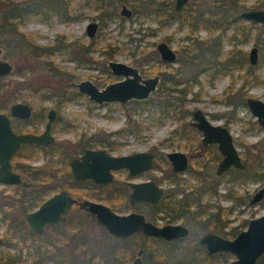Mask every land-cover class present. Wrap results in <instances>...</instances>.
Returning <instances> with one entry per match:
<instances>
[{"label":"rangeland","instance_id":"1","mask_svg":"<svg viewBox=\"0 0 264 264\" xmlns=\"http://www.w3.org/2000/svg\"><path fill=\"white\" fill-rule=\"evenodd\" d=\"M220 1L224 5L216 0H189L184 9L172 13L175 12L173 0L170 6L172 12L166 5L167 0H144L140 7L116 0L115 13L102 19L99 10L93 8L91 4L93 0H71L72 8L76 14H79L76 19L67 20L58 13H52L46 19L27 18L20 27V30L30 34L34 42L56 45L57 50L50 57L49 65L52 66V70L45 64L47 60L45 56H34L26 47L10 55H6L4 50L0 56L7 57L14 66L13 72L6 76L4 82L12 85L17 80H21L22 86L15 93L17 98L13 102H31L33 112L38 113L45 107L55 106L56 95L51 94L56 93L55 91H58L61 85L64 86L65 82L72 90L74 88L71 86L72 82L81 79H91L99 88L120 79V76L113 74L108 68L106 64L108 58L137 66L144 77L162 76L163 72L165 75L173 73L179 82H183L178 87L183 85L189 87L185 107L190 111L200 108L213 123H224L232 132L234 143L242 155L245 163L243 172L248 176L262 174L264 169L259 167V162L262 154L260 150L264 151V129L249 110L245 98L251 96L264 101V67L254 66L249 72L244 66L213 77L214 68L210 66L208 57L199 55L192 57L188 53L190 50L194 54L198 53L203 42L216 35H219L225 53L233 46L230 36L243 24H251V37L242 47L247 52L252 45H256L255 36L264 38V24L251 22L240 16L236 21L227 24L225 30H210L200 25L194 31H190L189 24L182 20L187 13L192 11L198 13L210 6L213 8L216 3L232 17L238 16L245 9L242 3L232 4L231 0ZM247 1L250 3L254 0ZM121 3L132 9L130 17L120 14ZM171 15L173 17L170 18ZM91 21L98 22L93 37H89L86 31V26ZM62 39H65L64 43ZM160 41H165L175 50L177 54L175 62L164 63L161 60L156 50V45ZM82 47H89V51L85 48V54L79 55ZM258 49L260 59L264 51L259 46ZM144 52L150 54L152 59L141 64L140 58L145 56ZM193 74L197 75L198 81L192 82ZM44 82L47 86L40 89L38 85ZM160 86L161 82L157 90L145 101H129L123 104L117 102L97 104L88 95L79 92L75 98L58 106L60 117L53 128L57 141L73 143L84 136L93 135L95 139L100 137L101 140L103 138L114 140L115 146L111 147L106 143H95V147H102L112 154L155 148L158 152L156 163L163 164L161 157H165V151L174 149L184 151L188 149V142L178 134H171L174 127L181 130L183 121L176 117L179 109L175 99H171L173 109L163 108L162 104H159L163 100L159 93ZM44 94L48 96L43 97ZM225 96H229V102L224 101ZM189 120H191L190 114L186 117V121ZM66 122L70 124L66 125ZM118 130L120 133H117ZM186 131L194 135L192 129L186 128ZM195 160L197 158H192L190 161L192 163ZM17 161L38 164L42 161V157L38 153L35 159L24 160L21 157L18 160L14 159L15 168L24 173L17 167ZM160 171V168H157L153 170V174L159 176ZM191 183L202 190L200 196L202 203L212 204L209 212L216 213L221 208L223 213L220 214V220L229 221L225 227L214 229L218 233L224 234L231 226L236 227L234 230L236 233L245 227L250 218L264 214V198L256 204L249 203L252 194L259 187L264 186V175L262 179L246 178L241 181H232L227 175L222 180H218L217 192L229 190L232 191L233 197L203 192L206 183L202 179L192 180ZM16 192L19 191L14 185L0 182L2 208L7 213L18 215L16 218L22 219L23 212L19 209V195ZM101 200L107 203L106 200ZM118 206L121 208L120 212L127 211L120 204ZM35 207L34 203L31 210ZM79 213L73 211L69 218L70 221L80 220V228L75 232L81 240L77 239L78 241L74 242L73 250L68 247L62 249L64 257L71 258L75 254L80 259L84 258L85 263L103 264V260L107 257V247L115 243L117 238L108 231H103L91 217ZM189 223L195 234L205 230L198 223ZM7 226V222L0 219V236L3 238ZM69 232L67 231L68 234ZM52 233L53 231L47 230L40 239L50 238ZM23 236L26 237L25 240ZM31 240L33 239H30L20 228L17 229L16 234L6 235L4 242L0 243V250L20 254L22 258L29 260L33 248H27L25 245ZM224 253L226 254H218L209 264H226L234 258L230 253ZM134 255L135 252L127 264H130ZM191 255L190 252L177 251L175 256L169 259L168 264H190L193 261ZM49 264H53L52 260Z\"/></svg>","mask_w":264,"mask_h":264},{"label":"flooded vegetation","instance_id":"2","mask_svg":"<svg viewBox=\"0 0 264 264\" xmlns=\"http://www.w3.org/2000/svg\"><path fill=\"white\" fill-rule=\"evenodd\" d=\"M6 1L8 2L9 0H6ZM12 1L13 2H15V1L21 2V0H12ZM188 3H189V0L182 6V8L180 10H175L174 9V0H173V9L175 12L181 11L182 9L185 8V6ZM166 5H168V1H167ZM257 8H264V6L245 8L241 12H243L245 10L257 9ZM198 12H200V11H198ZM241 12L236 18H238L239 16L241 18H243L241 16ZM52 13H55V12H52V11L49 12V14L46 17H42V18L39 16H36V17L41 18V19H46L47 17L51 16ZM169 17L171 18V17H173V15H171ZM27 18H33V17L27 16L26 18L21 20L20 23H19V21H17L18 22L17 28L13 27V29H10L9 23H8V21H6L5 30L3 31V36H2L3 37L2 45L0 46V55L2 54V52L4 50L6 51V55H10V54H13L17 51H20L23 47H26L34 56H37V57L38 56H45L47 58V60L45 61V64L48 65L49 66L48 68H50L52 70V66L49 65L50 60H51L50 57L56 52V49L54 48V50H52L49 53H40L39 52L40 48L35 47L34 44H38V45H43V44L34 42L32 40V38L30 37V34H28V33H27V37L30 38L29 41L27 38H24V37L21 38V32H23V31L20 30V27L24 23L25 19H27ZM248 21L256 22L253 20H248ZM230 22H232V21H229V23ZM257 23H260V22H257ZM260 24H264V23H260ZM44 45H51V44H44ZM252 46H256V45H252ZM256 47L258 48V46H256ZM86 48L89 51V47H86ZM156 50H157V45H156ZM172 50L175 53V57L173 60L163 59L157 50L161 60L164 63H171V62H175L177 60V54L173 48H172ZM144 55H145L144 57L140 58L141 64L147 63L152 59L150 54L144 52ZM3 56H0V59H4V60H6L12 64V62L9 59H7V57H5V56L3 57ZM194 56L196 57V54H194L193 57ZM258 58H259V49H258ZM109 60H112V59H110V58L107 59V61H106L107 66H108ZM247 60L249 62V50L247 52ZM126 64H128V63H126ZM128 65H131L133 67L138 68L137 66H134L132 64H128ZM251 65L252 66H258V63L256 65H253V64H251ZM12 66H13V64H12ZM210 66H212V65L210 64ZM108 68L110 69V71L113 74L120 76L119 77L120 79H118L116 81H120V80L125 79L126 76L124 74L114 73L113 70L111 69V67L108 66ZM13 70H14V66H13ZM13 70H12V72H13ZM138 71L142 75L139 68H138ZM229 72L230 71L225 72V73H229ZM20 73H22V72H20ZM54 73H56V72H54ZM216 74H224V73H223V71H221L220 73H213L212 76L214 77ZM8 75L9 74L0 76V113H3V114L8 116L13 132H15L17 134H19V133H32V134H36V135H40V134L44 133V131L47 128V124L50 121V116H49L50 111L52 109L54 110L53 118L50 121V126H49V130H48V133L53 137V140L46 142V143H41V144L23 142L13 152V154L10 157V162L12 164V170L20 173L22 181H21V183H16V184H9V183H4V184L14 185L15 189H17V191H19V192H16L18 195H22L24 197H26L25 194L28 195V200H26V201H28L30 206H29L28 210L23 212V217H22L26 228L28 230H30L28 225H27V222L24 218V214L28 211H32V210L38 208L39 205L45 199L54 195L55 193H57L61 190H64V191L68 192V194L76 200L72 203L71 207L69 208L67 213L64 215L63 221L57 222L54 224H46L44 227V230L41 233H36V232L32 231L34 234L38 235V238H40V236L47 230L48 231L50 230L53 232H55V231H66L67 232V231L78 230L80 228V220L74 219V220L70 221V218H69L70 215L73 213V211L80 212L79 214L82 216L91 217L92 220H95L99 226H102L100 223H98V221H97V219L93 213L85 210L79 204V202L81 200L88 199L91 201L104 203V204L110 206L112 210H114L115 212H118V213H128V212L141 213L145 216L146 220H149V221H151L157 225L176 224V225H182V226L186 227L188 229L187 235L182 236V237H175L172 239H164V238L156 237V236H148V235H144L141 232H136L132 235V236L136 235L140 238H142V237H153V238H157L158 240L163 242V244L166 246V253L168 255V257H167L168 261L167 262H169L170 258H173L175 256V252L180 251V250L185 251V252H190L192 254L191 255L192 260H194L193 255H194L195 249L197 247L202 248L204 250V252L206 253V255L210 256L209 258L211 261L218 254H223L224 252H228V253L232 254L231 252L225 251V250H221V251L213 252V253H207L204 246L200 242V238L204 233H206L208 231H212V232H214V233H216V234H218L224 238L232 239L237 235L238 232L247 228L248 221H247L245 227L243 229H240L236 233H234V230L236 229L235 226H231L229 228L230 230L225 231L224 232L225 235L216 232L214 229L225 227L226 225H228L229 221L227 219H225L224 221L220 220V214L223 213L221 208L216 213H213L211 211L209 212L210 208L212 207V204L211 203H202L201 198H200L202 190L200 189V187L199 188L197 186L195 187L191 183L192 180L197 181L198 179H202V181H204L206 183V185H204L203 192H209L212 195L217 194L219 196L233 197V195L231 194L232 191H229V190L222 192V193L217 192L218 180H222L227 175L230 177V179L232 181L233 180L241 181V180H244L246 178H252L243 172V170L245 168V163L243 161L242 155L240 154L237 146L234 143V136H233L232 132L224 123H213L207 117L206 113L203 112L205 114L206 118L212 124H220V125H223L224 127H226L228 129V131L231 135V138H232V142L236 146L238 153L241 157V160L244 163V166L242 168L234 167L233 165H231L227 169H225L224 171H222L220 173L217 171L219 163L222 161V159L224 157V154L219 149V142L217 140L209 141L207 143H204L202 141L203 136H204L203 131L195 125V122L197 120L195 119V117L193 115V111L196 108H194L191 111L187 108L188 110H179L178 114L176 115L178 120L183 121V126L180 128L181 130L179 131L176 127H174L171 130V134H174V135L178 134L179 137H183L188 142V149L186 148L184 151L183 150H175V149L165 151L164 152L165 157H163V156L161 157L162 158L161 161H163V164H161V165H158L156 163V161L158 160V152L156 151L155 148L139 150V151H151L152 152L153 162H152V165L150 167L141 169L139 171H134V172H132L131 169L127 166L110 169L112 179L110 181H107V182L95 181L91 177L78 179L75 177L73 169H72V160L73 159H80L81 156L88 149H90V150L104 149L102 147H95V143L102 142V143H106L110 147L115 146L114 140H108V139L105 140L104 138L101 140L100 137H97L95 139V137L93 135L84 136V137L78 139L77 141H75L73 143H70L68 141L67 142H58L57 141V138L54 134L53 128H54L56 121L60 117V112H59L58 106H61L65 102H67V101L75 98L77 95H79V92H82V91H80L78 89L76 83H78L81 80H85V79H81L77 82H72L71 86L74 87L72 89V92H75V94H72V95L65 97L63 95H60L59 91H55L56 93H53L51 95H54V94L56 95L55 97H56V104L57 105L55 104V106H49L48 108L45 107L42 109L41 112L35 113V112H33V107H32L33 105L31 104V102H28V101H14L13 102V100L17 98L15 93H17V91L21 88V86H22L21 84L23 82L21 80H17L14 84L9 85V84L4 82V79ZM161 75L162 76L154 75V76H158L159 80H158V83L156 85V89L154 91H152L150 93V95L157 90L158 85L161 82V86L159 88V93H161L160 97L163 98L162 102L170 103L171 106H167V107L170 109H173V102L171 101V99H175L174 101H178V99L180 98L178 90L183 89V90H185V92L187 94V92H189L188 91L189 87H187L188 85H183V86L178 87V85H180V83L182 84L183 82H179L178 79H176L174 77L173 73L165 75V72H163V74H161ZM129 76H132V75L130 74ZM142 77L147 78V77H152V76L144 77L142 75ZM195 78H196V80H195ZM89 80H91V79H89ZM191 80H192V82L198 81L197 75L193 74V76L191 77ZM116 81H112V82H116ZM109 83H111V82H109ZM63 84H64V86L67 85L66 82ZM107 84H105V86ZM45 86H47V85H45V82H44V84L38 85V87H40V89L45 87ZM105 86H103V87H105ZM103 87H101V88H103ZM10 89L13 90L14 95L10 96L9 94H7ZM35 89H37V88L35 87ZM82 93H85V92H82ZM173 93H175V95ZM85 94L88 95L87 93H85ZM172 94H173V96H172ZM186 94L184 96L185 102H186ZM45 96H48V95L44 94L43 97H45ZM88 97H89V95H88ZM148 97L144 98V99L131 98L125 102H121L118 100L108 101V102H117V103L123 104V103L129 102V101H138V100L145 101L148 99ZM228 97L229 96H225L224 101L229 102L230 100L228 99ZM248 97H251V96H248ZM248 97L245 98V103H246V99ZM91 100L97 104L107 103V102H98V101H95L93 99H91ZM17 102L26 103L29 105V107L31 108V112H30L29 116L20 117L17 115H13L11 113L10 109H11L12 104L17 103ZM174 109H175V107H174ZM168 110L165 112L167 113ZM189 114L191 116V120L186 121V117ZM69 124H70L69 122H66V125H69ZM41 125H42V127H41ZM186 128L192 129V131L194 132V135H190V133L186 131ZM177 131H179V132H177ZM117 133H120V130H118ZM104 150L110 155H117V156L122 155V154H112V153L108 152L106 149H104ZM133 152H136V151H133ZM133 152H129V153H133ZM173 152H181L184 154V156L186 158L184 167H182V168H176L175 167V163H174L173 159H171V157L169 156V154L173 153ZM38 153L42 157V161L40 163L33 164L30 162L17 161L16 162L17 167L21 168L24 173H22L21 171H19L15 168L14 159L18 160V158L21 157L24 160H27V159L31 160V159L37 158ZM129 153H124V154H129ZM205 156H206V159H204ZM192 158H197V160H195L194 162L191 163L190 160H192ZM178 162H180V161H178ZM94 163L97 164L98 168H99V166H101L99 161H96ZM157 168H160V170H161L159 176L153 174V170H155ZM103 170H104V168H103ZM150 181L154 182L156 185H158L160 188H162V194L159 197V199L156 202H152L151 200L141 199V200L135 201L134 203H131L130 196L134 190V187L132 184L133 183L150 182ZM1 183H3V182H1ZM258 189H257V191H258ZM254 194H252L251 198L249 199L250 204H256L261 200L260 199L256 203H251L250 200L252 199ZM30 196L33 198H31ZM101 199L106 200L107 203L103 202ZM18 201H19V199H18ZM19 203H20V201H19ZM34 203L36 204V207L31 210V206ZM119 204L123 208H126L127 211L120 212L119 210L121 208L118 206ZM82 216H80V217L82 218ZM189 222L198 223L205 230L200 234H195L193 232L191 226L189 225L190 224ZM132 236H130V237H132ZM130 237H128V238H130ZM2 239L4 242L3 237H2ZM118 239H121V238H118ZM140 248L143 249L142 260H143V264H144L145 249L143 247H138L135 251V255L137 253V250ZM262 255H264V253ZM204 257H206V256H204ZM259 258H258V260H259ZM258 260H257V262H258ZM181 262H183V261H181ZM257 262H256V264H257Z\"/></svg>","mask_w":264,"mask_h":264},{"label":"water","instance_id":"3","mask_svg":"<svg viewBox=\"0 0 264 264\" xmlns=\"http://www.w3.org/2000/svg\"><path fill=\"white\" fill-rule=\"evenodd\" d=\"M188 0H174V9L180 10ZM120 14L130 17L132 9L125 3L121 4ZM241 16L247 20L264 23V8L249 9L241 12ZM98 27L97 21L88 22L86 26L87 34L93 37ZM157 50L161 57L166 60H173L175 53L164 41L157 43ZM249 62L256 65L259 62L258 48L252 46L249 49ZM108 66L114 73L124 74L123 80L108 83L103 88H98L91 80L85 79L76 83L78 89L85 92L89 97L98 102H108L118 100L125 102L131 98H147L156 89L158 76L143 78L138 68L128 65L121 61L109 60ZM13 66L10 62L0 59V76L10 74ZM132 76H129V75ZM246 104L251 113L256 116L259 124L264 128V101L255 97H248ZM11 113L20 117L30 115L31 108L26 103L17 102L12 104ZM54 110L50 111V121L53 118ZM197 120L195 125L203 131L204 143L217 140L219 149L224 154L219 163L217 171L220 173L229 166L242 168L244 163L238 150L232 142L231 135L226 127L220 124H212L200 108L193 111ZM50 121L44 133L40 135L32 133L13 132L10 120L7 115L0 113V181L3 183H21L22 178L19 172L12 170L10 157L13 152L23 143H46L53 140L48 133ZM176 168L185 166V156L181 152L170 153ZM99 161L101 166L94 162ZM180 161V162H178ZM153 154L151 151H136L129 154L110 155L104 149L86 150L80 159L72 160V169L78 179L91 177L95 181L107 182L112 179L110 169L127 166L132 172L148 168L152 165ZM104 168V170H103ZM134 190L130 196L131 203L146 199L156 202L162 194V188L154 182L133 183ZM264 197V186L260 187L254 194L251 203H256ZM76 201L68 192L61 190L45 199L38 208L24 214L29 229L36 233H41L46 224H54L64 220L72 203ZM81 207L93 213L98 221L111 235L116 238H128L136 232L144 235L156 236L164 239L182 237L188 234V229L182 225L166 224L157 225L141 213L128 212L118 213L110 206L83 199L79 202ZM201 244L207 253L218 252L221 250L229 251L234 258L226 264H256L258 258L264 253V214L250 218L247 228L241 230L232 238H224L212 231L204 233L200 238ZM0 243L3 239L0 236ZM143 249H138L130 264H143Z\"/></svg>","mask_w":264,"mask_h":264},{"label":"trees","instance_id":"4","mask_svg":"<svg viewBox=\"0 0 264 264\" xmlns=\"http://www.w3.org/2000/svg\"><path fill=\"white\" fill-rule=\"evenodd\" d=\"M71 0H21L18 2H13L9 0H0V46L2 45L3 31L5 30L6 21H8L10 29L17 28L19 21L23 20L27 16L32 17H46L49 12H55L60 14L64 19H76L77 15L75 10L72 8L70 3ZM116 0H93L91 2L93 8L99 10L101 13V18L110 17L116 11ZM121 2L130 3L133 5H142L144 0H119ZM170 12H172L170 6L172 0H167ZM219 4L223 2L216 0ZM232 4L242 3V6L245 8L250 7H262L264 6V0H254L248 3L247 0H231ZM13 4V5H12ZM224 5V3H223ZM210 6V5H209ZM208 6V7H209ZM234 6V5H233ZM208 9V10H207ZM207 9H203L200 12L196 13L195 11L187 13L183 16L182 20L186 21L190 26V31H194L198 26L203 25L210 30L221 29L225 30L226 25L229 21H236V17H232L226 10L222 9V6H219L217 3L215 7L210 6ZM176 13V12H172ZM7 15V16H6ZM9 15V16H8ZM27 38L28 41L30 38L27 37V33L21 32V38ZM251 37V24L242 25L241 28L235 30V32L230 36L233 46L228 49L225 53L223 51L222 45L220 43L219 35L211 37L201 45V50L196 53L200 57H208L212 68H214V73L232 72L234 69H239L246 66L249 71L251 68H254L247 60V51L243 49V45L249 41ZM65 39H62L64 43ZM255 44L258 45L262 51H264V38L260 36H255ZM240 47H239V46ZM242 45V46H241ZM35 47H39L40 53H49L56 45H38L34 44ZM85 48L82 47V51L79 52V55L85 54ZM198 48V44H196ZM188 53L193 57L194 52L192 50ZM81 59V57H77ZM258 66L264 67V53L263 56L259 59ZM251 72V71H249ZM196 80V78H195ZM258 80V78H257ZM59 94L63 96H69L75 94L72 90L69 89L68 85L60 86ZM179 99L177 101V109L179 110H188L185 107L184 96L186 94L185 90L179 89ZM10 96L14 95L13 90H9L8 93ZM64 97V98H65ZM159 104L164 107L171 106L170 103L159 102ZM176 109V107H175ZM261 158L259 162V167L264 169V151L260 150ZM264 173L254 174L252 177L254 179H262ZM22 194V193H21ZM26 197L19 195V209L22 212L29 209L28 195ZM31 197V196H30ZM33 198V197H31ZM30 198V199H31ZM22 199V200H21ZM0 219L7 222L8 226L5 230L4 238L8 233L16 234L17 229L22 228L24 233L30 238L33 239L25 246L27 248H33L32 257L22 258L20 254H15L13 252L2 251L0 250V264H49V261L52 260L53 264H91L85 263L84 258H79L77 255L73 254L71 258L64 257L62 249L65 250L66 247L73 250L74 242L77 239L81 240V237L76 236V232L66 231H55L51 234L50 238L40 239L38 235L34 234L32 231L28 230L24 224L23 219L19 217L16 218L15 214L7 213L0 204ZM103 231L107 232L102 226H99ZM24 240L25 236L22 237ZM78 241V240H77ZM143 242V243H142ZM146 244V245H145ZM138 247H143L144 252V264H168V255L166 253V246L153 237H140L134 235L130 238L125 239H116L115 243L110 244L107 247V252L103 264H127L128 260L131 258L133 253ZM62 251V252H61ZM30 253V252H29ZM226 254V253H223ZM194 260L190 264H209L211 262L210 256L206 255L202 248H196L194 253ZM206 256V257H204ZM178 264V263H177ZM182 264V263H181ZM257 264H264V255H262Z\"/></svg>","mask_w":264,"mask_h":264}]
</instances>
